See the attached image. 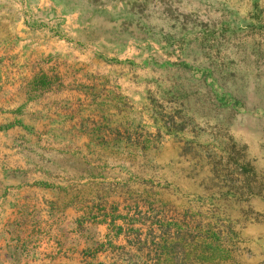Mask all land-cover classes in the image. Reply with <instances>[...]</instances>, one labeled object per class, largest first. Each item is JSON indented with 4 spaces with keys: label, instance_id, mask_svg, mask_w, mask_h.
<instances>
[{
    "label": "rangeland",
    "instance_id": "rangeland-1",
    "mask_svg": "<svg viewBox=\"0 0 264 264\" xmlns=\"http://www.w3.org/2000/svg\"><path fill=\"white\" fill-rule=\"evenodd\" d=\"M2 9L32 20L0 40V185L34 255L264 264V0Z\"/></svg>",
    "mask_w": 264,
    "mask_h": 264
},
{
    "label": "crops",
    "instance_id": "crops-1",
    "mask_svg": "<svg viewBox=\"0 0 264 264\" xmlns=\"http://www.w3.org/2000/svg\"><path fill=\"white\" fill-rule=\"evenodd\" d=\"M26 23H32V20L28 21L27 18L20 20V16H7L3 9L0 10V40H3L7 34H9L6 36L7 39L12 41L20 39L22 24L31 32ZM4 30H7V33ZM6 46L10 49L14 47L11 42L7 45H0V48L5 49ZM4 182L0 185V264H46V258H38L32 252L34 244H29L28 233L14 229L15 217L21 214L19 206L22 202L21 193L23 192H19L18 189L4 192Z\"/></svg>",
    "mask_w": 264,
    "mask_h": 264
},
{
    "label": "trees",
    "instance_id": "trees-1",
    "mask_svg": "<svg viewBox=\"0 0 264 264\" xmlns=\"http://www.w3.org/2000/svg\"><path fill=\"white\" fill-rule=\"evenodd\" d=\"M175 246H176V244H175ZM177 246H179L178 250H180L182 252V255H180L179 252H178V255H177V253L176 254L172 253L173 251L169 248L170 246H167L169 248V250H167V253H166L167 257H165L163 263H160V264H190V261H192V260L189 259V262L187 261L188 258H190L189 256H187V254L190 253V252L189 251L185 252V250L183 251L181 244H178ZM204 248L206 249L205 251H207L206 253H203L204 256L206 257V260L203 259L197 264H205V263L206 264H210V263H212L211 260H213V258H215V257H210V255H208V254L212 253V251H210V248H206V247H204ZM157 250H159V252L161 253L162 250L160 248V245H159ZM214 253H217V251L214 252ZM226 258L228 260H231V261L234 260V257L231 256V255H227ZM159 259L160 258L158 257L157 260H154V262L159 263L158 262Z\"/></svg>",
    "mask_w": 264,
    "mask_h": 264
}]
</instances>
